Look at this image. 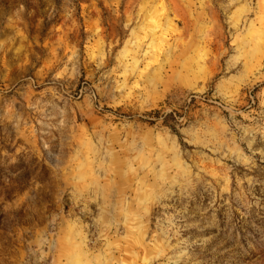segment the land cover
<instances>
[{"label": "rangeland", "instance_id": "rangeland-1", "mask_svg": "<svg viewBox=\"0 0 264 264\" xmlns=\"http://www.w3.org/2000/svg\"><path fill=\"white\" fill-rule=\"evenodd\" d=\"M0 264H264V0H0Z\"/></svg>", "mask_w": 264, "mask_h": 264}]
</instances>
